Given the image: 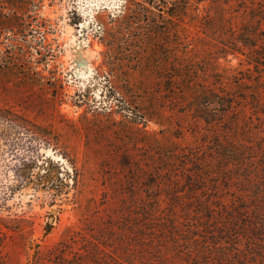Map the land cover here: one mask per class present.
Returning <instances> with one entry per match:
<instances>
[{
	"label": "rangeland",
	"instance_id": "obj_1",
	"mask_svg": "<svg viewBox=\"0 0 264 264\" xmlns=\"http://www.w3.org/2000/svg\"><path fill=\"white\" fill-rule=\"evenodd\" d=\"M220 1L225 27L207 0L198 18H184V48L173 26L167 40L147 21L116 27L125 0H0V57L13 50L58 93L22 85L16 74L0 78V104L38 124L47 140L33 149L0 141V264H30L36 250L37 264H53L44 257L56 248L72 264L88 251L91 264H185L187 248L199 256L223 249L226 263L237 260L231 250L245 242L233 224L245 221L226 211L241 190H254L243 178L252 170L217 172L211 148L219 140L239 152L245 132L256 140L264 115L246 105L245 116L207 126L185 107L193 95L180 98L167 82L189 57L209 89L243 95L244 73L254 85L251 49L233 38L254 34L264 54V0ZM206 10L216 17L208 25ZM189 152L200 172L183 163Z\"/></svg>",
	"mask_w": 264,
	"mask_h": 264
},
{
	"label": "trees",
	"instance_id": "obj_2",
	"mask_svg": "<svg viewBox=\"0 0 264 264\" xmlns=\"http://www.w3.org/2000/svg\"><path fill=\"white\" fill-rule=\"evenodd\" d=\"M207 0H125V5L123 12L121 14L119 21H116V27L121 28L126 31H133L136 26L139 28L148 22L150 28L159 29L162 32L163 37L167 40L171 33V26L176 29V36L179 38V43L182 44L184 48H188L186 41V36H184V18L186 16H191L192 19L199 17V5L203 4ZM212 3L210 7H213L215 13L219 20L224 22L221 26L225 27V8L222 6L220 0H210ZM206 9L204 5L202 7ZM158 11H162L161 19H158ZM0 11V16H3ZM216 17H212L209 10H206L201 19L204 25H208L210 22L214 21ZM144 21H147L146 23ZM1 25V22H0ZM219 26V23L216 24ZM1 28V26H0ZM223 28V27H222ZM19 31H22L19 28ZM180 30V32H179ZM153 36L149 37V40ZM254 34H249L248 32L243 35L240 39L233 38L236 42H240L249 49H251L250 60L254 63L256 67L257 76L252 78L255 82L254 85L248 84L247 79L250 80V76H241L239 78V84L237 87H241L243 95L234 94L232 92H225L221 87L217 90L209 89L208 86L199 82V73L196 69L197 63L195 58H183L180 66L176 70L173 76L167 77V82L170 84L169 88L177 90L179 97L192 96V100L187 101L185 107L188 110H192L195 116L202 119L207 126H223L225 124V115L232 117L234 114L241 112L244 115L246 112L245 107L249 105L252 115H256L257 119H261L260 114L264 115V62L256 60L263 59L264 54L257 53L254 49L255 43H252ZM153 39V38H152ZM153 41V40H151ZM187 51V50H185ZM263 66V68L259 67ZM203 71V70H202ZM206 71V70H205ZM16 74L19 76V83L25 86H37L40 90L49 91V94L56 99L58 93L55 92L53 80H45L44 76L39 70L33 69L25 60L20 61L13 50L6 51L0 57V78L4 74ZM217 77V83H222L225 79L224 76H220L219 73L215 74ZM221 77V78H220ZM225 83V82H224ZM179 85L180 87H177ZM248 85V86H247ZM255 85L259 89H255ZM52 86L53 88H51ZM235 108V109H234ZM144 117H149L148 114L142 110ZM252 117V116H251ZM264 122V121H263ZM258 135L255 141L249 135L244 138L246 143L241 142L239 152L232 149H228L225 145H221L219 140L216 144L217 147L211 148V153L216 154L217 162L213 163L215 170L221 171L225 170L229 172L230 170H235L234 168L241 166L242 169L249 165L252 170L244 174V180L246 182H251L250 184L254 187V190L245 189L239 190L243 191L238 199L233 198L232 207L227 210V215L230 221L237 222L238 216L241 221H245L243 224H233L234 227H239L241 233L237 234V239L239 241L245 242L244 248H233L231 254L237 253L236 261H240L239 264H264V126H259L256 128ZM219 135H217L218 137ZM0 141L3 144L9 143L11 146H22V148H40L42 145L47 143L46 132L38 124L30 121L23 113L18 111L12 106H6L0 104ZM27 143V144H26ZM188 158L185 164H191L196 168L197 171H201L202 168L201 160L196 156H193L191 152L187 153ZM205 169H212L211 166L205 167ZM191 170L188 176L194 174ZM203 172V171H202ZM205 173V172H204ZM240 180V175L238 177ZM237 198V197H236ZM225 206L226 205L225 203ZM8 229H14L11 226L3 224ZM225 236V231L223 232ZM259 243H258V242ZM233 245H238L239 243L232 241ZM261 245V246H260ZM66 246V245H65ZM58 252L52 254H47L44 257L46 260L53 264H72L70 260L64 258L65 248H56ZM219 249V248H218ZM257 250V254L255 251ZM195 251V253L193 252ZM184 254L187 256L185 264H237L236 261H231L226 263L225 251L220 249L219 252H214L208 255L207 250L201 252V256L197 254L196 249L183 250ZM88 253H77L75 255L81 256L79 262L75 264H91L93 260L88 259ZM206 255V256H205ZM194 256V257H193ZM97 259L100 257L97 255ZM200 257L199 261H195L194 258ZM42 258L38 250L35 251L33 261L30 264H37L38 259ZM252 258V260H250ZM167 259V258H165Z\"/></svg>",
	"mask_w": 264,
	"mask_h": 264
}]
</instances>
